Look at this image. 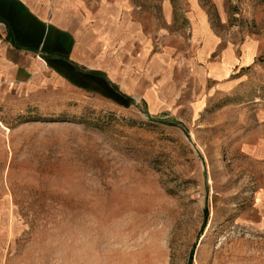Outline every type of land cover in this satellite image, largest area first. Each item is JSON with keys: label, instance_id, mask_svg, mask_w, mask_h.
Wrapping results in <instances>:
<instances>
[{"label": "rangeland", "instance_id": "374dc122", "mask_svg": "<svg viewBox=\"0 0 264 264\" xmlns=\"http://www.w3.org/2000/svg\"><path fill=\"white\" fill-rule=\"evenodd\" d=\"M218 1L236 34L264 36V0ZM234 81L185 79L156 113L1 105L0 264H264V64Z\"/></svg>", "mask_w": 264, "mask_h": 264}, {"label": "crops", "instance_id": "0c3cea01", "mask_svg": "<svg viewBox=\"0 0 264 264\" xmlns=\"http://www.w3.org/2000/svg\"><path fill=\"white\" fill-rule=\"evenodd\" d=\"M213 1L221 30L201 0H0V106L84 97L156 113L179 103L185 79L227 92L264 64V36L240 37ZM253 152L264 156L263 140ZM258 211L264 231V190Z\"/></svg>", "mask_w": 264, "mask_h": 264}, {"label": "trees", "instance_id": "16d2710c", "mask_svg": "<svg viewBox=\"0 0 264 264\" xmlns=\"http://www.w3.org/2000/svg\"><path fill=\"white\" fill-rule=\"evenodd\" d=\"M172 125H175V124H172Z\"/></svg>", "mask_w": 264, "mask_h": 264}]
</instances>
